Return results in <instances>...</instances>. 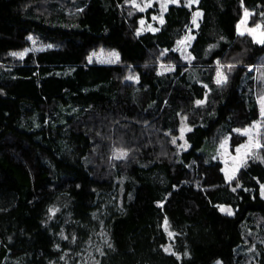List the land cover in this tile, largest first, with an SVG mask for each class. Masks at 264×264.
<instances>
[{
	"label": "trees",
	"instance_id": "obj_1",
	"mask_svg": "<svg viewBox=\"0 0 264 264\" xmlns=\"http://www.w3.org/2000/svg\"><path fill=\"white\" fill-rule=\"evenodd\" d=\"M88 7L99 11L82 23ZM245 10L261 41L238 30ZM157 11L0 0V264H246L238 245L262 249L264 264V147L230 180L199 150L221 130L236 146V129L260 118L264 0L170 3L156 30L138 33ZM29 35L52 47L11 54ZM99 47L119 59L89 61ZM159 63L174 68L159 73Z\"/></svg>",
	"mask_w": 264,
	"mask_h": 264
},
{
	"label": "rangeland",
	"instance_id": "obj_2",
	"mask_svg": "<svg viewBox=\"0 0 264 264\" xmlns=\"http://www.w3.org/2000/svg\"><path fill=\"white\" fill-rule=\"evenodd\" d=\"M183 1L187 5L196 4L197 0H132V3L137 7L146 10L150 6H154L157 4L158 11L156 13H152L151 19L147 20L143 18L140 21V27L138 29V33L145 31V30H156L157 25L156 23H160L162 20L163 11L166 9L167 5L170 3H180ZM99 10L93 7H88L86 12L84 13L83 19L81 20L82 23H88L93 20L95 13ZM199 13V15H194L193 23L197 22V19L201 15V10H196L194 14ZM249 12L244 11L240 22L237 24V28L240 32L247 33L251 35V37L257 41H261L263 37V28L260 24H249L248 22ZM143 22V23H142ZM29 45L26 46L22 50L12 51L11 54H17L15 56L22 58L27 52L29 51H37L43 50L52 45L48 42H42L38 38L34 37L33 35H29ZM188 38L181 41V48L186 47V41ZM23 54L22 56L19 54ZM119 59V52L113 48H104L99 47L97 49H93L90 51L88 55L89 61H95L97 63L102 64H113ZM174 68L173 64L167 63H159L158 72H166L170 71ZM218 72H220L224 79L220 82L222 83L226 76L219 64L214 74V80L217 82L219 79ZM258 105L260 110V118L255 120L250 125L244 128H237L236 131L240 132L245 135V139L237 144L236 146L232 147L230 144V134L227 131L220 132V137L218 142L213 145L208 141H204L200 146L199 150L209 157L218 159L222 163V171L225 175L227 180H230L238 171V169L250 158L252 157L261 147H264V93L259 95L258 98ZM187 126L185 123H182L180 134L177 136L179 139V145L181 149H185L189 146V143L184 136L185 131L187 130ZM264 149V148H263ZM229 177H231L229 179ZM92 189L93 185L87 184L86 186V195L84 199V209L87 210L89 208V200L92 198ZM260 195L264 198V182L260 184ZM220 209H229L232 213V208L229 204L221 203L218 205ZM226 212V211H225ZM228 213V212H227ZM29 224L31 226L34 225L33 221H30ZM164 227L166 230H169L167 221L164 222ZM169 232V231H168ZM38 243L40 246H46L49 244L47 237L40 233L38 235ZM167 249H169L167 247ZM240 251H244V256L246 260V264H263L260 260V257L263 255V250L254 246L252 249H248L245 251V248H242L241 245H238L236 248V254H240ZM211 264H223L221 259H215Z\"/></svg>",
	"mask_w": 264,
	"mask_h": 264
},
{
	"label": "snow or ice",
	"instance_id": "obj_3",
	"mask_svg": "<svg viewBox=\"0 0 264 264\" xmlns=\"http://www.w3.org/2000/svg\"><path fill=\"white\" fill-rule=\"evenodd\" d=\"M194 15H199V13H196V14H194ZM143 23V22H142ZM161 23H163V21L161 20ZM30 39H31V37H29ZM13 55H17V54H13ZM19 55H23L22 53L21 54H19ZM218 77H219V79L217 80V83H220L223 79H224V77H223V75L220 73V72H218ZM198 103H200V101H198ZM262 114H264V113H262ZM173 142H175V141H173ZM121 155H124L123 153H121ZM231 177H229V179H230ZM221 211H226V212H228V214H231V210H229V209H221ZM169 235H171V233L169 234ZM168 249H166V251H167Z\"/></svg>",
	"mask_w": 264,
	"mask_h": 264
}]
</instances>
